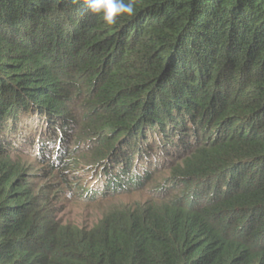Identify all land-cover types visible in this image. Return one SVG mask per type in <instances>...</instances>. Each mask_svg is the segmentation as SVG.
<instances>
[{"label":"trees","instance_id":"obj_1","mask_svg":"<svg viewBox=\"0 0 264 264\" xmlns=\"http://www.w3.org/2000/svg\"><path fill=\"white\" fill-rule=\"evenodd\" d=\"M134 7L0 0V264H264V0ZM29 154L145 199L64 224Z\"/></svg>","mask_w":264,"mask_h":264},{"label":"rangeland","instance_id":"obj_2","mask_svg":"<svg viewBox=\"0 0 264 264\" xmlns=\"http://www.w3.org/2000/svg\"><path fill=\"white\" fill-rule=\"evenodd\" d=\"M72 148L74 146H68ZM56 147H52L50 157L54 156ZM76 148L83 153L84 145H77ZM79 153V154H80ZM31 155V156H30ZM81 156V154L79 155ZM36 156L29 154L24 158L29 163L36 162L35 169L33 170L34 176L32 177L33 182L38 184H55L54 190L55 195L52 197L53 211L55 212L56 220L62 223H69L76 226H85L87 228L94 225L101 217L102 214L111 207H118V205H131L135 201L145 199V192L140 194H123V195H112L105 198H97L91 201L90 195L87 193L88 190L92 191L96 184L100 183L99 174L100 170H92L83 165L80 169L70 175L68 182L73 186L64 184L58 178L57 172H51L50 168H44L38 160L34 159ZM55 157V156H54ZM33 160V161H32ZM32 161V162H31ZM58 182V184H57ZM140 195V196H139Z\"/></svg>","mask_w":264,"mask_h":264},{"label":"clouds","instance_id":"obj_3","mask_svg":"<svg viewBox=\"0 0 264 264\" xmlns=\"http://www.w3.org/2000/svg\"><path fill=\"white\" fill-rule=\"evenodd\" d=\"M78 2V0H73ZM135 0H83V6L92 14L102 16L103 21L108 25L117 22L118 17L135 14Z\"/></svg>","mask_w":264,"mask_h":264}]
</instances>
